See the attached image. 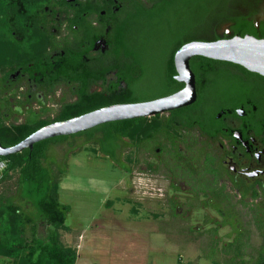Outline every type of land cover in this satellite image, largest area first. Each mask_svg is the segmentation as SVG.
<instances>
[{"label":"flooded vegetation","instance_id":"flooded-vegetation-1","mask_svg":"<svg viewBox=\"0 0 264 264\" xmlns=\"http://www.w3.org/2000/svg\"><path fill=\"white\" fill-rule=\"evenodd\" d=\"M154 8L163 33L158 48L164 52L167 43L173 60L183 46L194 42L264 40V0H41L18 24L20 36L14 41L21 44L20 51L0 69L1 146L6 148L2 138H12L11 132L21 137L19 128L28 132L35 124L52 125L62 118L65 122L181 92L185 87H148L146 77L157 69L149 67L148 56L140 63L127 52L129 34H123L133 15ZM190 69L196 80L195 102L157 117L173 118L178 127L180 120L187 121L177 132L193 140L196 151L190 160L181 152L176 158L188 163L192 184L196 177L204 178L200 183L206 187L207 205L220 203L237 216L238 234L230 225L221 226L241 235L242 223L228 207L224 188L212 186L231 188L238 203L252 204L259 224L264 219V78L200 57L190 61ZM133 79H139L136 87Z\"/></svg>","mask_w":264,"mask_h":264},{"label":"rangeland","instance_id":"rangeland-1","mask_svg":"<svg viewBox=\"0 0 264 264\" xmlns=\"http://www.w3.org/2000/svg\"><path fill=\"white\" fill-rule=\"evenodd\" d=\"M162 34L157 28L144 48L150 68L158 61ZM145 128L140 134L146 133ZM85 142L83 137L74 147L59 145L52 152V168L57 174L61 172L59 200L71 210L65 224L69 231L60 232L61 242L76 251V264L256 263L264 241V219L259 224L252 204L238 203L234 190L214 185L215 190L224 188L228 207L243 226L241 235L222 227L218 213L204 205L208 200L206 187L200 183L204 178L196 177L192 184L186 161L181 163L176 158L181 152L190 160L195 153L189 137L179 135L176 148L162 138L139 149L126 148L122 162L128 172L104 157L98 146L84 147ZM0 163L5 165L0 171L3 173L8 164ZM9 177L0 183V197L4 199L15 194L17 170ZM27 214L38 218L36 211ZM47 232L48 227L39 224L38 236L45 238ZM9 263L13 261L0 257V264Z\"/></svg>","mask_w":264,"mask_h":264},{"label":"trees","instance_id":"trees-1","mask_svg":"<svg viewBox=\"0 0 264 264\" xmlns=\"http://www.w3.org/2000/svg\"><path fill=\"white\" fill-rule=\"evenodd\" d=\"M40 3L41 0H0V69L11 57V54L19 50L14 41V36H20L19 22L24 20L30 12H35L34 7ZM159 24L161 22L157 8L148 12L139 10L137 14L133 15L131 26L126 29L123 35L129 34L130 42H126L129 45L127 52L132 55L134 61L143 62V57L146 56L143 54L144 48L148 45L149 39L154 36L157 28L159 32ZM164 46V52L158 49V61L154 65L157 69L156 72L146 77L148 87H184L183 84L175 81L177 74L173 52L172 54L167 52V43ZM124 47L125 44L121 50L125 51ZM138 82L139 79H133V87H136ZM66 119L62 118L60 121ZM180 121V127L184 128L188 125L185 119ZM35 126L28 132H23L25 130L20 128L17 129L16 133L22 135L19 138H14L13 132L9 133L12 138H2L3 146L14 147L49 124L39 123ZM180 127L173 118L160 120L156 117L151 123H146L144 120L115 122L88 133L47 140L36 144L32 151L27 150L21 154L0 158L8 164L7 169L0 173V183L10 178V172L15 170L18 172L15 194L7 199L0 197V257L12 260V264L77 263L76 251L65 247L61 242L60 232L69 231L65 224L71 210L70 207L61 204L59 200L61 172L59 171L60 173L57 174L52 168L54 165L52 152L55 147L65 144L74 147L76 142L84 137L86 139L84 147L98 146V151L104 157L110 159L121 170L128 172L129 169L122 162V154L126 148L139 149L158 138L166 139L175 147L176 141L179 139L177 131L180 130ZM144 128L146 133L143 135L145 137L141 138L139 136H143L140 133ZM123 137L129 138V143L122 139ZM204 205L216 210L224 219L223 226L230 225L235 228L234 232L238 234L237 216L232 213V210L222 208L220 203H211L210 205L205 203ZM29 210L36 211L38 217L36 220L28 216ZM39 224L48 227L45 238H40L37 234ZM28 237H31V240ZM255 264H264V242Z\"/></svg>","mask_w":264,"mask_h":264},{"label":"water","instance_id":"water-1","mask_svg":"<svg viewBox=\"0 0 264 264\" xmlns=\"http://www.w3.org/2000/svg\"><path fill=\"white\" fill-rule=\"evenodd\" d=\"M196 57L237 65L264 78V40L245 37L214 43H190L183 46L174 57L175 81L185 87L181 92L148 103L104 108L46 126L14 147L3 148L0 144V158L32 151L36 144L54 138L75 136L110 123L162 116L192 105L196 99V80L190 69V61Z\"/></svg>","mask_w":264,"mask_h":264},{"label":"built area","instance_id":"built-area-1","mask_svg":"<svg viewBox=\"0 0 264 264\" xmlns=\"http://www.w3.org/2000/svg\"><path fill=\"white\" fill-rule=\"evenodd\" d=\"M5 169L4 163H0V171H3Z\"/></svg>","mask_w":264,"mask_h":264},{"label":"crops","instance_id":"crops-1","mask_svg":"<svg viewBox=\"0 0 264 264\" xmlns=\"http://www.w3.org/2000/svg\"><path fill=\"white\" fill-rule=\"evenodd\" d=\"M9 264H11V263H9Z\"/></svg>","mask_w":264,"mask_h":264}]
</instances>
